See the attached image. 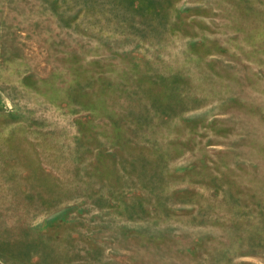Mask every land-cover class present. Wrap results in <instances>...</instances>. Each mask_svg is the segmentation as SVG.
Here are the masks:
<instances>
[{"label": "rangeland", "instance_id": "374dc122", "mask_svg": "<svg viewBox=\"0 0 264 264\" xmlns=\"http://www.w3.org/2000/svg\"><path fill=\"white\" fill-rule=\"evenodd\" d=\"M0 264H264V0H0Z\"/></svg>", "mask_w": 264, "mask_h": 264}]
</instances>
